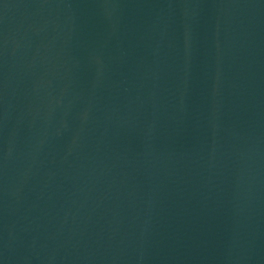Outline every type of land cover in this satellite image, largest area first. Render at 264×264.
I'll list each match as a JSON object with an SVG mask.
<instances>
[{
    "label": "water",
    "instance_id": "water-1",
    "mask_svg": "<svg viewBox=\"0 0 264 264\" xmlns=\"http://www.w3.org/2000/svg\"><path fill=\"white\" fill-rule=\"evenodd\" d=\"M0 264H264V0H0Z\"/></svg>",
    "mask_w": 264,
    "mask_h": 264
}]
</instances>
